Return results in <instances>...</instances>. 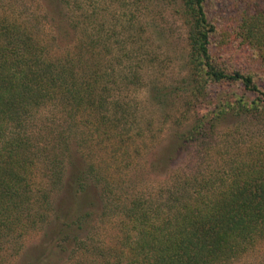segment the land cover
Segmentation results:
<instances>
[{"label":"rangeland","instance_id":"rangeland-1","mask_svg":"<svg viewBox=\"0 0 264 264\" xmlns=\"http://www.w3.org/2000/svg\"><path fill=\"white\" fill-rule=\"evenodd\" d=\"M213 1L209 6L216 27L213 55L226 61L229 69L252 74L264 91V69L255 53L244 51L235 37L242 7L233 0ZM179 11L180 2L173 0H0L1 24L28 31L48 58L72 56L82 48L84 61H103L108 74L115 65L119 82L109 86V92H97L106 99L98 113L75 112L68 101V107L55 101L34 116L36 122L47 120L55 134L70 136L61 165L62 184L50 192L53 211L45 225L21 237L18 230L10 238H1L0 264L99 262L96 255L108 254L127 232L120 214L123 207L135 202L150 213L156 208L160 215L174 186L184 182L186 175H206L214 157H226L236 147L259 144L264 149V117L256 121L230 113L211 139L189 147L187 157L184 152L172 155L177 136L187 134L194 124L193 106L207 108L213 116L215 108L232 100V95L254 98L239 84L212 85L201 96L169 92L187 75L186 28ZM125 76L133 83H122ZM101 113L107 123L98 128ZM117 113L127 121L113 127L111 119ZM41 144L59 149V141ZM168 155L173 160L164 166ZM79 170L84 172V188L78 193L75 176ZM46 175L50 173L40 162L33 170L34 190L49 191ZM69 208L70 222L89 215L76 229L87 251L77 245L65 244L67 250L56 245L58 219ZM234 264H264V241Z\"/></svg>","mask_w":264,"mask_h":264},{"label":"trees","instance_id":"trees-1","mask_svg":"<svg viewBox=\"0 0 264 264\" xmlns=\"http://www.w3.org/2000/svg\"><path fill=\"white\" fill-rule=\"evenodd\" d=\"M173 1L180 2L179 12L186 28L187 75L177 89L169 92L201 96L212 85L239 84L245 94L254 96L248 100L244 95H232V100L215 108L213 116L201 106L189 109L194 114V124L187 134L177 136L179 141L172 154L184 152L187 157L189 147L211 139L230 113L256 121L264 117V91L252 74L229 69L226 61L213 55L216 27L209 17L213 0ZM233 3L242 7L234 30L236 40L244 51L255 53L259 67L264 69V0ZM1 23L0 240L12 237L18 230L21 237L45 225L53 211L50 192L62 184L61 165L70 136L56 135L47 120L36 122L35 117L55 101L66 107L69 103L75 112L98 113L106 99L98 97L97 92H109V86L119 84L115 65L108 74L103 61H84L82 48L72 56L48 58L28 31ZM131 77L139 81L136 75ZM126 79L125 76L122 83H133V79ZM122 115L113 114V127L127 121ZM100 116L98 128L107 123L103 113ZM49 139L59 141L58 150L42 146ZM173 156L165 158L164 166L171 163ZM212 161L206 175H186L184 182L174 186L175 192L169 194L160 215L156 208L150 213L135 202L123 207L120 214L127 232L115 241L108 254H95L99 262L93 264H234L254 250L264 241V149L259 144L236 147L226 157H214ZM40 162L50 173L46 175L49 191L33 189V170ZM83 180L84 172L79 170L75 176L78 193L84 188ZM71 209L58 219L54 240L63 250H67L65 244H71L87 251L76 229L79 231L89 215H79L70 222Z\"/></svg>","mask_w":264,"mask_h":264}]
</instances>
